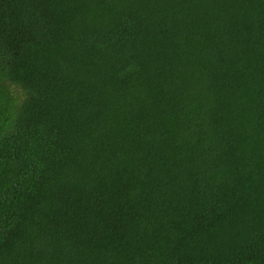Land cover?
I'll return each instance as SVG.
<instances>
[{"label":"trees","instance_id":"obj_1","mask_svg":"<svg viewBox=\"0 0 264 264\" xmlns=\"http://www.w3.org/2000/svg\"><path fill=\"white\" fill-rule=\"evenodd\" d=\"M0 264H264V0H0Z\"/></svg>","mask_w":264,"mask_h":264}]
</instances>
